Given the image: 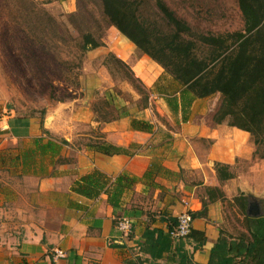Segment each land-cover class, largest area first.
I'll return each instance as SVG.
<instances>
[{"label":"crops","instance_id":"crops-1","mask_svg":"<svg viewBox=\"0 0 264 264\" xmlns=\"http://www.w3.org/2000/svg\"><path fill=\"white\" fill-rule=\"evenodd\" d=\"M139 78L147 88L157 79ZM148 98L117 119L94 120L86 104L83 117L78 112L68 121L62 104L42 116L13 115L0 96V264L208 263L224 202L234 206L242 193L247 208L250 198L263 196L257 192L263 159L253 155L248 132L213 122L214 97L195 98L185 121L175 120L155 94ZM131 119L149 129L132 127ZM98 142L125 152L106 154ZM215 163L226 165L229 177L220 178ZM93 170L105 176L103 187L90 197L74 192L73 182ZM114 187L120 188L115 206L108 201ZM182 211L192 223L178 254L179 241L166 232ZM120 216L130 219L126 234L115 228ZM54 249L64 255L54 259Z\"/></svg>","mask_w":264,"mask_h":264},{"label":"rangeland","instance_id":"rangeland-1","mask_svg":"<svg viewBox=\"0 0 264 264\" xmlns=\"http://www.w3.org/2000/svg\"><path fill=\"white\" fill-rule=\"evenodd\" d=\"M162 1L195 32L217 34L242 28L236 0ZM154 2L138 0V14L153 24L157 19ZM84 31L102 45L81 48L80 34ZM162 74L158 63L106 23L99 0H0V96L13 115L42 116L62 104V119L72 121L78 112L83 117L89 104L94 120H110L128 109L146 106L149 98L144 102L143 91L148 88L139 77ZM99 85L102 87L97 88ZM210 96L214 97L210 103L217 106L219 95ZM151 105L155 107V102ZM83 131L91 134L87 126L83 125ZM261 151L262 146H258L255 156ZM261 159L257 168L261 188L257 192L263 196L250 198L259 214L264 213ZM236 165L238 169L247 166L243 161ZM233 204L224 202L221 231L238 236L244 230L243 214L235 201Z\"/></svg>","mask_w":264,"mask_h":264},{"label":"trees","instance_id":"trees-1","mask_svg":"<svg viewBox=\"0 0 264 264\" xmlns=\"http://www.w3.org/2000/svg\"><path fill=\"white\" fill-rule=\"evenodd\" d=\"M99 3L106 23L163 69V74L148 89L142 88L144 102L149 94H155L175 120L185 121L195 98L217 93L219 101L213 122L226 121L248 132L253 155L262 146L257 157L264 158V0H236L242 28L217 34L193 31L162 0L154 2L157 27L138 14V0H99ZM80 36L83 49L102 45L89 32ZM114 60L124 65L119 59ZM131 126L149 129L148 123L140 119H131ZM95 147L106 154L125 152L123 147L107 143L98 142ZM214 166L220 178L229 177L226 165ZM104 179L101 172L93 170L78 177L71 189L90 197L103 187ZM116 181L120 183V177ZM119 192L120 188L114 187L108 195L111 205H116ZM233 200L243 214L244 230L238 236L220 232L207 264H264V213L246 214L247 198L242 193ZM205 209L203 201L197 215L203 216ZM181 239H175L179 241L175 246L178 254L183 251Z\"/></svg>","mask_w":264,"mask_h":264},{"label":"built area","instance_id":"built-area-1","mask_svg":"<svg viewBox=\"0 0 264 264\" xmlns=\"http://www.w3.org/2000/svg\"><path fill=\"white\" fill-rule=\"evenodd\" d=\"M192 216L188 211H182L175 216L174 223L168 229L169 237L173 239L186 237L191 230ZM115 228L121 233H128L131 228L130 219L126 216H120L115 220ZM64 255L60 249L52 251V257L60 258Z\"/></svg>","mask_w":264,"mask_h":264},{"label":"water","instance_id":"water-1","mask_svg":"<svg viewBox=\"0 0 264 264\" xmlns=\"http://www.w3.org/2000/svg\"><path fill=\"white\" fill-rule=\"evenodd\" d=\"M246 214L251 215V216L259 215V212L256 208V204L253 201L248 203V206L246 208Z\"/></svg>","mask_w":264,"mask_h":264}]
</instances>
